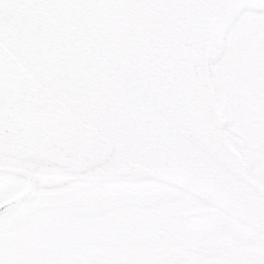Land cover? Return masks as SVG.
I'll return each mask as SVG.
<instances>
[{"label":"snow or ice","instance_id":"obj_1","mask_svg":"<svg viewBox=\"0 0 264 264\" xmlns=\"http://www.w3.org/2000/svg\"><path fill=\"white\" fill-rule=\"evenodd\" d=\"M0 264H264V0H0Z\"/></svg>","mask_w":264,"mask_h":264}]
</instances>
